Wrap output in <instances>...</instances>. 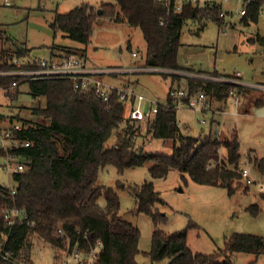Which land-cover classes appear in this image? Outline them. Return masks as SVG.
Wrapping results in <instances>:
<instances>
[{
    "label": "trees",
    "instance_id": "trees-1",
    "mask_svg": "<svg viewBox=\"0 0 264 264\" xmlns=\"http://www.w3.org/2000/svg\"><path fill=\"white\" fill-rule=\"evenodd\" d=\"M263 4L264 0L246 1L240 20L242 25L255 22ZM220 11L221 4L215 1L203 5L184 2L176 10L175 0H114L98 8L82 4L63 14L55 12L49 27L53 36L59 32L87 47L98 18L124 21L142 34L144 67L175 70L181 69L177 64V51L184 23L212 20L221 24ZM57 49L64 55L85 58L84 53H76L71 48ZM28 51L25 47L0 51V70L12 67L9 61L12 56L29 57ZM169 76L165 103L158 105L151 118L139 123L128 117L130 103L118 101L114 96L105 102L91 91L75 88L71 79L0 76V92L6 99H16L22 83L28 84L31 97L45 99L43 107L31 108L30 118L10 117V121L16 118L22 122L20 129L9 136L18 145L5 147L0 144V159L12 157L24 165L22 171L10 173L12 185H0V240L6 238L24 264H34L29 258L31 240L52 251L51 264H61L67 244L71 248L76 244L83 253H90L97 241L101 242V248L92 255L91 264H138L136 256L139 253L151 262L168 259L167 264H234L231 259L234 253L264 255V236L247 233L231 234L225 238L223 248L212 254L191 251L186 243L187 229L195 224L190 223L187 228L169 234L159 229L158 224L165 216L155 207L165 202L153 182L147 180L129 188L135 199L132 211L150 216L154 228L149 250L140 251V231L119 214L118 193L112 187L96 184L98 172L103 167L113 166L122 173L127 168L148 163L152 179L164 178L170 170H176L194 183L223 187L229 193L240 185L243 169L238 167L237 132L234 130L220 138L213 137L212 132L203 137L184 134L177 124L175 101L170 97L172 83L179 77ZM185 80L188 96L199 89L217 102H225L234 91L241 95L251 90L199 77H186ZM249 103L250 106L261 105L264 96ZM242 111L248 112V109ZM216 122L212 121V127L217 128ZM145 136L172 140L171 154L144 151L137 146L136 140ZM220 148L225 150L222 157H219ZM253 160L258 167L264 166L263 160ZM253 160L249 157L250 162ZM100 198L104 200L103 206L98 203ZM6 207L23 209L26 215L23 223L7 225L3 217ZM59 224L68 236V243L57 236Z\"/></svg>",
    "mask_w": 264,
    "mask_h": 264
},
{
    "label": "rangeland",
    "instance_id": "rangeland-1",
    "mask_svg": "<svg viewBox=\"0 0 264 264\" xmlns=\"http://www.w3.org/2000/svg\"><path fill=\"white\" fill-rule=\"evenodd\" d=\"M113 1L0 0V51L25 47L29 50V57L38 59L49 58L51 54L60 53L58 47H65L74 49L72 51L76 53H84L87 63L97 67L129 68L128 72L105 76L104 79L109 84L128 85L143 95L146 98L143 109L150 100L165 103L170 74L179 77L172 83V90L186 88V77L196 72L230 75L231 82L251 89L241 95L234 91L225 102H217L206 96L202 106L184 107L176 111L177 124L188 136L203 137L212 132L213 137L220 138L235 130L239 141L238 167L247 169L251 184H246V178L242 177L240 185L229 193L223 187L194 183L187 175L182 177L176 170H170L164 178L152 179L148 163L127 168L122 173H118L113 166L103 167L98 172L96 184L112 187L118 193L119 214L140 231V251L149 250L154 228L150 216L132 211L135 199L129 188L140 185L144 180L153 182L155 190L165 202L155 207L165 216V220L158 224L159 229L169 234L187 228L190 223L195 224L187 229L186 236L187 246L193 252L215 253L223 248L225 238L233 233L264 236V166L258 167L253 160H263L264 164V103L257 106H250L249 103L264 96V4L257 20L244 26L240 22V11L246 9L248 0H212L221 4L220 12L224 15L219 17L222 23L187 20L180 32L177 51V64L181 69L161 70L162 74L167 75L162 76L148 69L134 71V66L144 67L145 43L140 30L124 21L98 18L87 47L63 37L59 32L53 36L49 22L55 12L63 14L82 4L98 8ZM257 36L262 39H257ZM132 53L136 56H132ZM235 73L240 77L234 78L232 74ZM18 91L17 98L13 100L6 99L0 92V144L5 147L11 144L3 138L4 132L12 125L22 124L16 118L10 121V117L18 115L28 119L31 108L45 105L43 97L33 98L29 95L27 83L20 84ZM198 91L201 90L195 93ZM243 109H248V112H243ZM212 121H218L214 123L217 128L212 127ZM112 140L113 137L109 143ZM136 142L148 153L169 155L172 152V140L145 136L137 138ZM224 154V148H220L219 157ZM5 160L11 162L7 157L0 159V164H4ZM15 161L19 162L18 159ZM12 183L11 174L0 171V185ZM119 183L122 187H118ZM98 203L103 206V198L98 199ZM29 258L34 264H51L52 251L31 240ZM231 259L234 264H264V255L238 252ZM136 261L138 264H167L168 259L151 262L143 253H139Z\"/></svg>",
    "mask_w": 264,
    "mask_h": 264
},
{
    "label": "built area",
    "instance_id": "built-area-1",
    "mask_svg": "<svg viewBox=\"0 0 264 264\" xmlns=\"http://www.w3.org/2000/svg\"><path fill=\"white\" fill-rule=\"evenodd\" d=\"M7 2L8 0H4ZM167 2V0H161ZM184 2L199 3L200 5L205 4L206 2H212V0H175V9L179 10L180 6ZM244 14V10L240 11V15ZM224 14L221 13L220 16ZM223 30V29H221ZM56 56V57H55ZM132 56H136L135 53H132ZM10 65L12 66L7 70H0V76H22L30 79H48V78H68L71 79L74 83V87L84 91H91L94 95L101 98L103 101L107 102L111 99L112 96L117 98L118 101L130 103L129 108V119L136 123L144 122L147 119L151 118L157 110L159 103L154 100L148 101V106L146 109H143V103L146 102V98L134 91V89L128 85H114L109 84L105 81V76H112L113 74L120 72H128L129 68H115V67H97L91 64H88L85 58L79 57L77 55H64L63 53H54L49 58H30L23 57L17 58L15 56L10 57ZM27 66V68H23ZM134 71L139 70H150L162 72L161 70L167 69H158V68H149V67H137L133 68ZM217 76L213 74L203 75L201 73L190 74L187 77H199L204 79H209L217 82H226L231 83V78L225 75ZM234 78L240 77L238 73L232 74ZM227 76V78L225 77ZM15 83L12 84L14 86ZM239 85V84H238ZM188 96L187 89L182 88L179 90H171L170 97L175 101V109L179 108H194L197 105L203 104L205 101L206 95L202 91L193 93L188 96L184 101L183 98ZM204 110V108H202ZM204 123V121H202ZM20 125H12L8 130L3 134V138L8 141L12 146H17L18 142L9 138L10 134L14 130H19ZM186 130V129H185ZM2 140V139H1ZM1 142H4L3 140ZM24 146H27L28 143H24ZM9 160H5L4 164H0V171H6L7 174L12 172L22 171L24 165L20 162H16V158L9 157ZM15 161V162H14ZM243 178H246V184H251L252 181L249 179V174L247 169L242 170ZM14 190H12V194ZM3 217L6 221V224L11 226L14 224H21L26 218L25 212L23 209L17 207H6L3 209ZM56 233L59 239L68 243V236L64 233L61 225L59 224ZM101 248V242L97 241L96 246L90 253H83L82 250L75 244L72 248L67 244L64 250L61 264H91L93 257L97 249ZM0 262L8 264H24L20 260L14 250L7 244V239L0 240Z\"/></svg>",
    "mask_w": 264,
    "mask_h": 264
},
{
    "label": "crops",
    "instance_id": "crops-1",
    "mask_svg": "<svg viewBox=\"0 0 264 264\" xmlns=\"http://www.w3.org/2000/svg\"><path fill=\"white\" fill-rule=\"evenodd\" d=\"M258 39L259 40H261L262 38H260L259 36H258ZM31 58V57H30ZM44 58V57H43ZM85 60H86V58H85ZM86 62H87V60H86ZM89 64V63H88ZM94 66V65H93ZM137 67H140V66H134V67H132V68H137ZM248 174H249V172H248Z\"/></svg>",
    "mask_w": 264,
    "mask_h": 264
},
{
    "label": "water",
    "instance_id": "water-1",
    "mask_svg": "<svg viewBox=\"0 0 264 264\" xmlns=\"http://www.w3.org/2000/svg\"><path fill=\"white\" fill-rule=\"evenodd\" d=\"M98 13L100 14V10H98Z\"/></svg>",
    "mask_w": 264,
    "mask_h": 264
}]
</instances>
